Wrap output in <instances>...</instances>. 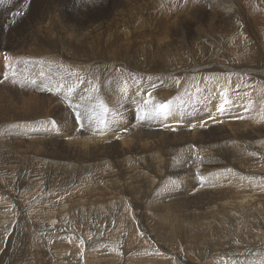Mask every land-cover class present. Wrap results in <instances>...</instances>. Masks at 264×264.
Listing matches in <instances>:
<instances>
[{
  "label": "rangeland",
  "instance_id": "rangeland-1",
  "mask_svg": "<svg viewBox=\"0 0 264 264\" xmlns=\"http://www.w3.org/2000/svg\"><path fill=\"white\" fill-rule=\"evenodd\" d=\"M22 1L3 0L4 5H6V11L4 10V13L2 12L0 14V63L4 56L18 53L20 48L27 46L28 43L26 40L30 36L35 38L38 37L37 39L41 36V40L45 39L52 41L55 46H66L65 40L67 38H71L73 41L80 38V43L82 40H85L89 44H91V42H100L99 46H101L100 48L103 51L100 49L99 57L102 58V60H104V58L105 60H110V58L118 59L117 67L119 66L118 68L122 70H119L116 76L121 75L122 77L114 76L109 82H107L108 78H103L104 84L98 87V91L92 88V96L95 94V108L91 107L89 103V99L91 101L93 97L90 98L89 96H85V92L82 90L79 92V90L74 88L67 92L69 95L74 93V96L71 98L73 103L67 101V99L62 96V92H66L65 87L74 83V81L71 82V79L78 78L81 81V77H69L63 80L43 79V65H34V61L37 56H39L37 54L36 58L30 57L25 59L29 64V66H27L29 69L26 68V70L17 71L15 68L21 67V65L15 62L14 64L12 63V67V64L5 63L4 67H2L3 65L0 66V71H5L4 74L1 73L0 75V169L5 167L10 174V177H4L5 181L3 178H0V186L1 189L5 190L4 186L10 185L6 180L7 178H11L12 180L10 182H12L14 186H22V188H18V192L23 203L24 200L27 199L30 202L29 207H27L29 212L28 215H26L25 209L23 210L22 207H20L22 203H19V206L16 205L14 195L5 193V197H3L4 195L0 194V207L2 206V208H0V213L3 211V214H6L7 218L9 217L8 221L7 219H0V245L3 244L0 246L2 247V249H0V264H11L12 261H21L19 264H32L31 261L39 262V264H107L108 262L110 264H264V152L260 153L256 149L252 152L243 148L239 142H236V148H226L225 150L216 149L220 156L216 158L214 165L203 162L199 163L197 157L191 158L193 160L177 158L176 162L179 160L181 165L186 166H184L185 169L166 175L167 179L165 178L163 182V180L156 181L155 172L145 170L143 166L138 164V161L132 155H129L132 158L127 159V166L112 165V168L108 171L102 169L106 168L105 165L97 166L96 168L101 171L99 175L93 171L91 167L92 163L89 161L86 152L79 148V145L77 146V144L85 143V147H97L99 150H102L104 146H106L104 151H109L110 149L108 150L107 147L110 145L113 147L119 144L123 145L124 143L129 144L133 142V139L139 138L138 140H142L141 137L144 139L145 135L152 134L153 132L154 134H167L169 132V136H172L171 133L174 135L198 136L204 133L217 131L220 127L231 126L230 128H235L234 130H238L239 132L248 131L250 133H255L260 131V135H255V143L264 147V121H260L263 118H260V120L250 117L246 118L248 112L246 109L248 108L244 109L240 103L237 104L236 99L232 97L226 88L221 90L217 88L215 93L205 94L203 97L193 95L188 97L187 100L181 98L173 100L170 96L163 103L166 107L161 109L159 106L157 107L158 104L156 106L154 105L150 97L158 89L164 88L162 79L160 78V80L159 77H149V75L144 76L141 73L133 72L134 70L152 71L154 75H162V73L155 72L161 67L160 65L162 63L161 55L157 52L160 48L155 47V45L162 43L167 44V42L172 39L174 40L172 48H175L178 44L185 43V39L187 40L186 35L196 33L202 26L204 27L203 30L207 32L210 31L211 33V31H214V33L212 32L215 34L213 35L215 36L214 38H219L217 33H220L223 28L231 27L234 24H241V28L251 27V17L255 14H257L255 17L264 20V0H236V2L234 0H206V5L205 0H197L199 2L198 4L194 3V0H168L166 3H164L163 0H130L131 2L129 1V3L117 1L116 6L112 8H108L105 0H70L72 7L68 9V11L73 16L71 20L61 19V15L58 14L57 8L51 4V0ZM44 4L49 7L48 10L44 9ZM15 6L18 7L15 8ZM60 7L64 9L63 5ZM253 8L258 13L254 12L253 14ZM50 12H52L53 18L48 19ZM206 12L212 14L222 13L228 18L226 21L223 20L224 22L216 19L214 24H202L201 19L207 16ZM66 13L67 11H64V14ZM246 14L248 16H245ZM25 18L29 19V23H31L28 28L22 29L25 24ZM246 18H248V20ZM103 19H106V21L100 22ZM248 22L250 23L248 24ZM85 23L91 26L101 24L100 27H105L103 39L94 38L93 33L87 35L77 34L79 31L77 28L84 29ZM3 24L7 26L4 27ZM215 24H218V27ZM244 24L245 27H243ZM61 25L64 26L63 30L60 29ZM208 26H212L211 28H215L216 30H212ZM35 33L38 34L34 35ZM249 38L254 41L255 35L253 32H251ZM9 40L16 42L17 46L7 45L6 41ZM59 52L58 47L57 53ZM31 62H33V64ZM121 63L125 68L123 66L121 67ZM189 64V66H191L190 68L202 67L200 63L194 64L190 62ZM9 66L11 69L14 67V70L12 69L9 71L6 69L7 67L9 68ZM128 66L133 67V69H129V71L132 70L133 74L132 72L129 74L127 73L128 69L126 68H128ZM228 72L230 71L225 73ZM134 73L137 76L134 75ZM195 73L206 75L204 71ZM56 74L61 77V70L59 69ZM208 74L218 75V72ZM130 77L131 79L129 80ZM230 77L231 76H226V79L230 81V83H234L235 80L238 79L236 77ZM15 78H17L16 81ZM258 79L262 80V83ZM152 80L158 82L150 87L149 82ZM128 81L129 84H127ZM255 82V86L257 82L263 85V89L261 88L258 90L261 95L260 93L258 94L259 101L264 107V102H261L264 100V94L261 92V90L264 91V80L256 78ZM81 83L78 84L80 88L82 86ZM107 83L109 84L107 85ZM50 84L52 85L50 86ZM112 85L115 86L113 87ZM55 86L58 90L55 89ZM108 86L110 88H108ZM99 88L101 92H99ZM102 90L105 91V93H103ZM131 90L134 94L140 95L142 99L136 100L133 98L129 100V102L128 100L125 102V97L132 95ZM241 90L239 94L242 92ZM183 92V90L182 92L179 90V94ZM107 95L113 97L117 102V108H114L112 104L108 102ZM43 98L52 101L57 110L62 112L65 119H68L74 124V128L69 130V132H62V130L64 131V127H61V121L49 114L47 109H44L46 100ZM56 98L59 99L57 100ZM203 98L210 99L213 102L216 100L217 103L221 101L226 104L212 105V109L209 110L213 116H215L206 117L204 120L199 119V121L195 123L191 120L192 118H195L197 115L202 117L206 116L205 101L207 104L211 103L209 100L208 102L207 100L203 101ZM130 101H132V103ZM172 101L175 102L172 103ZM61 104L66 106H63V108ZM81 104L87 105L96 112L95 115L90 118L91 120L88 121L92 123L91 126L94 127L93 129L100 127L104 129V134L112 133V137L103 136L102 133L96 132L98 130L92 132L79 125L80 122L84 121L80 115L83 113L84 107ZM65 107L68 111H65ZM255 107L257 108V106ZM222 108H225V112ZM172 110L179 114L178 116L180 118L177 121L158 126L153 121L145 120L146 118H161L160 115L165 114L166 111ZM128 114H132V118H134L131 119L130 123L133 122L134 126L136 124L139 126L134 127L133 124H131L130 128V124L128 123L126 125H129V127H125L121 115L125 117ZM259 114L260 112L257 113V117ZM261 115L264 117V114H260V116ZM43 117H46L52 123L43 122ZM168 118L169 117H164L165 120ZM246 119H248V121ZM143 121H145V123ZM168 121L173 120L171 119ZM38 122L41 124L43 134L45 135L48 134L49 129L43 128V123H49V127L53 129L51 132L56 136H63V133L67 136L66 138L64 137L65 140L62 138L56 139L57 143L66 144V141L68 145L63 149L57 147L52 150L53 159L46 158V161H50V164L43 163V156L38 153L43 152V150L51 151L43 147L38 140H35L37 137L32 132H36V130L38 131L39 129H31L32 136L20 130L21 128L25 130L26 124H37ZM254 122L256 123L254 124ZM116 123H122L124 125L118 128L116 127ZM193 124L195 126H193ZM91 126L89 127L91 128ZM246 126H248V128ZM17 127H19V129ZM236 127L239 129H236ZM240 128L242 129L240 130ZM146 129L149 131L148 133ZM180 129L182 131H180ZM135 130L143 136L140 134L141 137H139V134H137ZM189 131L194 133H189ZM134 132H136L135 135ZM195 132H197V134ZM128 133L132 136L128 135ZM136 134L138 136H136ZM72 135L73 137H71ZM68 137L70 139L73 138V144L71 140L67 141L69 139ZM80 137H83V140ZM84 137L87 139L85 140ZM233 137L244 140V137L239 135H233ZM128 138H131L130 141ZM198 138L193 140L195 146H198V144L202 145L199 143L200 141ZM77 140L79 142H77ZM195 146L191 147L189 150L192 152L194 151L193 154L190 152V155H196L198 150H201L203 153L202 158L207 156V153L204 154L206 148L199 149L197 147L195 148ZM101 147L102 149H100ZM158 156L164 164L168 163L167 150L160 151ZM210 159L215 161L212 156H210ZM138 165L143 173V179L141 182H138L137 185H132L128 178L130 175H125V173L121 171H129L130 169L135 170L138 168ZM21 166L24 167L21 168ZM193 167L195 168L193 169ZM88 170H91V172L87 173ZM188 170H190L191 173ZM185 171L187 173H185ZM256 171L258 172L257 177L254 176L256 175ZM144 172L146 175H144ZM218 172L227 174L222 183L210 186L203 185V181L207 176L211 177V175ZM102 173L103 175L101 176ZM157 173H160V170H158ZM110 174H113V177H111L113 181H109L108 176H110ZM186 174H190L189 177H182V175ZM170 175L173 176L171 177ZM181 177L183 181L180 179ZM192 177L202 178V181L198 182L199 185L195 183L194 188L191 189L193 194H189L190 191H185V189L188 190L192 186L186 183V180L188 181L189 179L187 178L191 179ZM165 181L167 182L165 183ZM251 181L257 182L256 186H250L245 183L251 184ZM185 183L188 184V186L185 185ZM175 184L181 189L175 186ZM47 187L52 188L54 192L49 198L48 191L45 189ZM31 192H35L34 198H27L32 195ZM152 203H155L156 207H152ZM134 205H136V207H134ZM167 210L174 215L171 219L165 216ZM201 212H203V214ZM3 214H0V216ZM11 218H14L15 221H10ZM119 219L124 222L126 220L130 223L129 226L131 225L134 228L139 237L136 243L143 241L146 244L140 246L134 243V246L136 245L137 248L130 246L131 249L128 247L130 252L129 250H124L122 247L124 239L123 234H127L128 228L126 230L124 229L125 223H123V225L117 224ZM174 219L181 221V226H178L177 235H172L169 231V225ZM159 221H166L168 228V233H165L166 236L165 234L158 235L154 230V227L158 225L157 223ZM9 224H12L13 228L15 227L14 225L18 224L16 228L19 231V236H14L11 233L6 237L3 236L5 228L8 227ZM118 225L120 227L123 226L125 232L120 228L118 229ZM199 226L203 228L208 227L206 231H209L206 232L200 229L201 232H197V235L191 233L193 228L199 229ZM116 229L121 230L123 234H115L112 239H109V233L111 231H116ZM252 235L256 236L257 239H263L262 244L258 248L252 245L251 239L254 238ZM246 238H250V240L246 241ZM11 239L15 240L14 245H17L20 249L23 258L18 255L13 257L11 252V256H9L8 259L7 257L5 258L8 248L7 245H9L7 242H10ZM31 239L35 240L39 245V250L36 252L39 259L36 257L28 261L24 259V257L28 251H31L29 246V241ZM159 244L161 246H159ZM142 247L145 249L141 250L142 252H137V249L139 250ZM126 251L131 254H127ZM31 252H33V250ZM126 254L131 259H129ZM68 259H71V261H67Z\"/></svg>",
  "mask_w": 264,
  "mask_h": 264
},
{
  "label": "bare ground",
  "instance_id": "bare-ground-1",
  "mask_svg": "<svg viewBox=\"0 0 264 264\" xmlns=\"http://www.w3.org/2000/svg\"><path fill=\"white\" fill-rule=\"evenodd\" d=\"M117 1L124 2V3H129L130 0H105L106 4L108 5V8H112V7L116 6V2ZM167 1L168 0H163L164 3H166ZM198 1H200V0H198ZM198 1L197 0H194V3L198 4L199 3ZM234 1L236 2V0H234ZM22 2H21V4H22ZM238 3H242V2H238ZM260 3H262V2H260ZM51 4L55 8H57V12H58L59 15H61L60 16L61 19H65V20H71V19H73L72 14L69 13V11H68V9H71V7H72L70 0H51ZM206 4L207 3H206V0H205V5ZM258 4H259V1H258ZM61 5H63L64 9L60 7ZM251 5H253V4H251ZM5 6L6 5H4L3 0H0V10H1L0 14L5 10ZM19 6H21V5H19ZM230 6H232V5H230ZM17 7L15 6V8H17ZM234 7H235V5H234ZM252 7H254V6H252ZM13 8H12V10H13ZM263 8H264V6H263ZM44 9L45 10H48L49 7L46 4H44ZM164 9H165V6H164ZM188 10H191V9H188ZM244 10H246V9H244ZM14 11H15V9H14ZM64 11H67V13L64 14ZM254 12H256L255 9L253 11V14H254ZM12 13H13V11H12ZM245 13H246V11H245ZM248 13H250V12H248ZM256 13H258V12H256ZM206 15L207 16H204L201 19L202 24H205V23H211V24L213 23L214 24V22H216V19H218L220 21H223V20L226 21V19L228 18L227 16H224L225 14L223 15L222 13H217V14H214L213 13L212 14V13H207L206 12ZM236 15H237V13H236ZM245 16H248V15L246 14ZM255 16H257V14H255V15H253L251 17V22H252L251 23L252 24L251 27L246 28L245 27V24L246 23L243 26L245 28H241L240 27L241 24H239V23L234 24L231 27L229 26V27L223 28L221 30V32L219 30L220 33H217V35H218L219 38H214L215 37V36H213V35H215V34H213L214 31H211V33H210V31L207 32L206 30H203L204 27L202 26V27H200V29H198V31L196 33H192V34L186 35L187 36V40L185 39V43L178 44V46L175 47V48H172L173 47V42H174V40H172V39H170L167 42V44L162 43V44L155 45V47H159L160 48L157 52H159V54L161 55V58H162V63L160 65L161 67H159V69L156 70L155 72H159L160 74L162 73V75H154L152 71H139V70H134L133 71L135 73H141L144 76L145 75H149V77L150 76L151 77L153 76V77H159V79L160 78L162 79L164 88L163 89H158V90L156 89L157 91L155 93H153L151 95V97H150V99L154 102V105L156 106L158 104L157 105V107H158L159 105L163 104L164 101L166 99H168L170 96L173 98V100L174 99H177V98H181V99H186L187 100L188 97H191L193 95L199 96V97H203L205 94H213V93H215L217 91V88H219L220 90L226 88L227 91L232 95V97H234L236 99V103L237 104L240 103V105H242L244 107V109L245 108H248V109H246V110H248V112L246 114V118L247 117H250V118H254V119H258V120H260V118H263L260 121H264V117H262V115L260 116V114H264V107H263V105L259 101V94H258V93H260L258 90H260L261 88L263 89V85L260 84V82L262 80H259L258 79L260 82H257V84L255 86V83H256L255 82V79L256 78H260V79H263L264 80V20L260 19L259 17H255ZM7 18H8V16H7ZM51 18H53L52 12H50L49 13V16H48V19H51ZM200 18H201V15H200ZM230 18H231V16H230ZM246 19L248 20V18H246ZM228 20H231V19H228ZM29 21H30L29 19L25 18V24L23 25L22 29L28 28V26L31 23V22L29 23ZM103 21H106V19H103L100 22H103ZM249 23L250 22H248V24ZM5 26H7V25H4V27ZM90 26L91 25L85 23V28L84 29L77 28L79 30L77 32V34H79V35L80 34L87 35V34H92L93 33L94 34V38L103 39V35H104V32H105L104 31L105 27L104 28L103 27H100L101 24L96 25V26H91L92 28ZM216 26L218 27V24ZM208 27H210V26H208ZM211 27H210V29H212ZM15 29H14V31H15ZM60 29L63 30L64 29V26L61 25ZM213 29H215V28H213ZM242 29H244V30H242ZM109 32H110V30H109ZM251 32H253L254 35H255L254 41H252L251 38H249L250 35H251ZM36 34H38V33H35L34 35H36ZM72 34H74V33H72ZM110 36H111V33H110ZM37 38H35L33 36H30L26 40L27 43H28L27 46H24V47L20 48V51L18 53H13V54H9V55L4 56L2 58V60H1L0 66L3 65L2 67H4V63L5 64H12V63L14 64V62H15V63H19L21 65V67H17V65H16L17 68H15V69H17V71L26 70V68L29 69L27 67V66H29V64L25 61V59L30 58V57H35L36 58V56L39 55L36 58V60L39 61V62H37L35 60L36 62L34 61V65H43V68H42L43 69V71H42L43 72V74H42L43 75V79H53V80H59V79H61V80H63L65 78L67 79L69 77H81V81L78 78H72L71 79V82L74 81V83L72 85H69V86L67 85L65 87L66 92H64V91L62 92V96L65 97L67 99V101H69V102H72L73 103V101L71 100V98L74 96V93L71 94V95H69V94H67V92H69V91H71V90H73L75 88V89L79 90V92H81V90L84 91L85 92V94H84L85 96H89L90 98L93 97V99L91 101L89 99V103H90V106L91 107H95V94L93 93L94 96H92V94H91L92 93V90H93L92 88H95L96 91H98V87H100V86H102L104 84L103 83V78H106V79L108 78L107 82H109V81H111L112 77H114V76H116L118 74V71L119 70H122L121 68H118L119 66L117 67V64H118L117 63V60L118 59H116V58L111 59L110 56H109L110 60H105V58H104V60H102V58L99 57L100 56L99 51L101 49L100 48L101 46H99V43H100L99 41H98L99 43H97V42L96 43L91 42V44H89L85 40H82L81 43H80V40H81L80 38L75 39V41H77V42L73 41L71 38H67L65 40L66 46H58V45L55 46L52 43V41L45 40V39L41 40V36H39V39H37ZM247 38H249V39H247ZM183 41H184V38H183ZM6 44L7 45H12V46H17V43L14 42L13 40L6 41ZM58 47H59V51H60L59 53H57ZM118 51H117V53H118ZM203 55H205V56H203ZM119 56L121 57L120 54H119ZM102 57H103V55H102ZM121 59H122V57H121ZM190 62H192L194 64L200 63L202 67L190 68L191 67V66H189L190 65L189 63ZM31 63L33 64V62H31ZM13 64L11 65V67L13 66ZM122 66H123V64L121 65V67ZM11 67L9 66V68L7 67L6 69H8L9 71H11L14 68L13 67L11 69ZM37 69H39V68H37ZM59 69L61 70V77L58 74H56V72H58ZM126 69H128V72L127 73L129 74V73L132 72V70L129 71V69H133V67L132 66H128V68H126ZM200 71H202V72L204 71L206 73V75H200V74H196L195 73V72H200ZM227 71H230V72L225 73ZM133 72H132V74H133ZM213 72H215V73L218 72V75L208 74V73H213ZM1 73L4 74L5 71L4 70L2 72L0 71V75H1ZM135 73H134V75H136ZM11 74H12V72H11ZM12 75L14 76V74H12ZM118 76H121V75H118ZM118 76H116V77H118ZM129 76H131V75H129ZM226 76L236 77L238 79L235 80L234 83H232V82L230 83V81H228L226 79ZM208 78H211V79H208ZM16 79L17 78H15V81H16ZM130 79H131V77L129 78V80ZM141 79H143V78H141ZM240 79H242V80H240ZM46 82H47V80H46ZM157 82L158 81L152 80V81L149 82V86L151 87V85L156 84ZM80 83L82 84L81 88H80V86H78V84H80ZM120 83H121V81H120ZM108 84L109 83H107V85ZM127 84H129V81L127 82ZM51 85L52 84H50V86ZM112 86L114 87L115 85H112ZM141 86H143V85H141ZM254 86H255V88H254ZM108 88H110V87L108 86ZM115 88H117V87H115ZM55 89L58 90V88L56 86H55ZM106 89H107V87H106ZM118 89H119V87H118ZM132 90H131V92H132ZM179 90L181 92L183 90L184 92L182 94H179ZM240 90L242 92H240V94H239V91ZM99 92H101L100 88H99ZM102 92L105 93V91H103V90H102ZM261 92L264 94V91L261 90ZM96 93H98V92H96ZM131 94H132L131 96L125 97V99H126L125 102L127 100L129 102V100H131L133 98L136 99V100H141L142 99L141 96L138 95V94H134L133 92ZM33 95H35V94H33ZM121 95H120V97H121ZM260 95H261V93H260ZM50 97H52V96H50ZM96 97H97V95H96ZM38 98H40V97H38ZM43 99L46 100V105H45L44 109H47V111H48L49 114H51L53 117H55L56 119H59L61 121V127H64V131L62 130V132H67V131L69 132V130H71V129L74 128V124H72L71 121H69L68 119H65V117L62 115V112L60 110H59L60 111V113H59V111L57 110L56 106L53 105L54 103H52V101H50V100H48L46 98H43ZM107 100H108V102H110V104H112V106L114 108H117V102L113 99V97H110L109 95H107ZM118 100H120V99H118ZM205 100H207V102L209 100L211 103L209 102L210 104H207ZM203 101H205V106H206L205 112H206V116H203L202 117L200 115H197L195 118H192L191 120L193 122H195V123H197L196 121H199V119L204 120V118H206V117H214L215 116V115L213 116V114L209 110V109H212V107H211L212 105H214V104H219V105L226 104V103H222L221 101L219 103H217L216 100H215V102H213L210 99H205V98H203ZM60 102H61V100H60ZM130 102L132 103V101H130ZM174 102L172 101V103H174ZM261 102H264V100L261 101ZM81 105L84 106V107H83V113L80 114V115H81V117H82V119L84 121L80 122L79 125L82 126V127H84V128H86V129H88V130H90V131H92V132H94V130L95 131L98 130L96 132L102 133L103 136L106 135V136H111L112 137L113 134L111 132L110 133L112 135L111 134H104V132H103L104 129H102L100 127L93 129L94 127L91 126L92 123H89L88 121L91 120L90 118H92L95 115L96 112L92 108L88 107L85 104H81ZM63 106H66V105H62V107ZM132 106H134V105H132ZM255 106H257V108ZM66 110L67 109L65 107V111ZM219 110H220V108H219ZM213 111H215V110H213ZM224 112H225V110H224ZM259 112H260V114L257 117V113H259ZM120 113H122V112H120ZM132 113H134V112H132ZM64 115H66V114H64ZM178 115L179 114L173 112V110H172V111H166L165 114L160 115L161 118H159V117L158 118H146L145 120H147V121H153L158 126H161L162 124H166V123H170V122L177 121L180 118ZM98 116H99V114H98ZM121 116H122L121 119H122V121L125 124V127L127 126L126 124H128V123L130 124V128H131V124H133V126H134V123L133 122L130 123L131 119H134V118H132V114H128L125 117H123V115H121ZM133 116H134V114H133ZM220 116H221V114H220ZM237 116H235V117H237ZM240 116H241V114H240ZM164 117H169V118L167 120H165ZM228 118H230V117H228ZM171 119L173 121H168V120H171ZM243 119H245V118H243ZM186 120H188V119H186ZM246 120L248 121V119H246ZM224 121H226V120H224ZM43 122L52 123L46 117H43ZM143 122L145 123V121H143ZM49 123H43V128H48L49 129L48 134H46V135L43 134V130H42L41 124H39V122L37 124H26L25 130L22 129V128L20 129V130H22L24 132L29 133L30 135L33 133L37 138H39V139L35 138V140H38V142L43 147L51 150V151L43 150V152H38L39 155L43 156V163H47V164H50V161H46V158L47 159H53V153H52V150L53 149H56L57 147L63 149L64 147H66L68 145L67 144L68 142H66V141H65L66 144L57 143L56 139L62 138V139L65 140V138L67 136H65L64 133H63V136L62 135L56 136L53 132H51L53 129H51L49 127ZM255 123L256 122H254V124ZM124 124H122V123L121 124L116 123V127L120 128L121 125H124ZM251 124H253V123H251ZM140 125H142V124H140ZM219 125H220V123H219ZM89 126H91V128ZM135 126H139V125L136 124ZM193 126H195V125L193 124ZM221 126H222V124H221ZM10 127H13V126H10ZM128 127H129V125L127 126V128ZM134 127H133V130H134ZM230 127L229 126L228 127L227 126L220 127V129L217 130V131H213V132H209V133H204V134H201V135H198V136H195V135L194 136H192V135L185 136V135H176V134L174 135L172 133H171L172 136H169L168 135L169 132L167 134H154V132H153L152 134H147L149 136L145 135V138L144 139H143V137L140 136L141 133H138V131H136L138 129L137 128L135 131L137 132V134H139V137L142 138V140L140 139L141 141L138 140L139 138L137 137L138 139H133L132 140L133 142H131L129 144H125L124 143L125 145L124 144L123 145H120L118 143L119 145H116V146H113V147H111L112 145H110L109 147H107L108 150L110 149L109 151H104V148L106 146H104L103 149L101 147L100 149H102V150L97 149V147L91 148L89 145H88L89 147H85V143L84 144H81V143L80 144H77V146L79 145L78 147L81 148V149H83L86 152V154L88 155L89 161L92 163L91 167H92L93 171H95L99 175H100L101 171L96 168L97 166H99V165H105L106 168H102L104 171L110 170L112 168V165H116V166H127V164H128V160L127 159L132 158L131 156H129V155H132V156H134L136 158V160L138 161V164L141 165V166H143V168L145 170H149V171L151 170V172H155V174H156V181L157 180H163V182H164V179L166 178V175H169L170 173L172 174V172L174 173V172L182 171V170L185 169L186 166L185 165H181L180 162H179V160L176 162L177 158H181V159L184 158V159H188L189 160L191 158L197 157L199 159V161H198L199 163L200 162H203V163H206V164L207 163H210V164H213L214 165V163L216 162V158L220 156L219 152L216 149H224L225 150L226 148H231V149L232 148H236V142H239L242 145L243 148H246L247 150H250L252 152L255 149L258 152H260V153H263L264 152V147H262L258 143H255V135L261 133L260 131L259 132H255V133L254 132L250 133L248 131H240L239 132L238 130H234L235 128L232 129ZM246 127L248 128V126H246ZM17 128L19 129V127H17ZM33 128H38L39 130L38 131L36 130V132H34V131L32 132L31 129H33ZM145 128H147V127H145ZM254 128H255V125H254ZM141 129H142V127H141ZM198 129H200V128H198ZM236 129H239V128L236 127ZM241 129L242 128H240V130ZM143 130H145V129H143ZM164 130H166V129H164ZM246 130H249V129H246ZM5 131H3V132H5ZM146 131H147V129H146ZM180 131H182V130L180 129ZM187 131H188V129H187ZM192 131H194V130H192ZM192 131H189V133L192 132ZM205 131H206V129H205ZM76 132H77V130H76ZM136 132H134V135H135ZM148 132L149 131H147V133ZM164 132H160V133H164ZM130 133H128V135H130ZM192 133H194V132H192ZM195 133L197 134V132H195ZM137 134H136V136H138ZM179 134H180V132H179ZM233 135L242 136V137H244V140H241L239 138L233 137ZM130 136H132V135H130ZM69 137H70V135H69ZM71 137H73V135ZM80 138L83 140V137H80ZM195 138L196 139L198 138V140L200 141L199 143H201L202 145H199L198 144V146H195V144L193 143V140H195ZM72 139L69 138L67 141L71 140V142L73 144ZM84 139L86 140L87 138L84 137ZM130 139H129V141H130ZM75 141H74V144H75ZM77 142H79V141L77 140ZM123 142H125V141H123ZM86 144H89V143H86ZM110 144H111V142H110ZM166 145H167V147H166ZM194 146H195V148L197 147L199 149L200 148H203V149L206 148L205 149V152L203 150L202 151L204 152V154L207 153L206 154L207 156L204 155L205 157L202 158L203 157V153L201 152V150H198V152L196 153V155H190L191 154L190 152H192V151H189V150L191 149V147H194ZM165 150L168 151V158H167L168 163L167 164H164L163 161L161 160V158L158 156V154L160 153V151H165ZM193 152H192V154H193ZM209 155L212 156L215 159V161L211 160ZM106 160H108V161H106ZM191 160H193V159H191ZM194 160H196V159H194ZM187 162H189V161H187ZM38 164H42V163H38ZM139 165L137 166L138 168L135 169V170H131L130 169L131 171L130 170L129 171H121V172H124L125 175L126 174L127 175H130L128 178H129L130 183L132 185H137V183L138 182H141L142 179H143V177H142V174L143 173H142ZM194 166H196V165H194ZM22 167H24V166H21V168ZM194 168L195 167H193V169ZM158 170H160V173H157ZM188 171H190V170H188ZM90 172H91V170H88L87 171V173H90ZM185 173H187V172L185 171ZM185 173H182V174H185ZM190 173H191V171H190ZM255 173H256V175H254V176L257 177L258 172L256 171ZM102 175H103V173L101 174V176ZM144 175H146L145 172H144ZM189 175L188 174L182 175V177L183 176L189 177ZM5 176L6 177H10V174L7 172V169H5V167H4V168H1L0 169V178H3V180L5 181V178H4ZM170 176L172 177L173 175H170ZM226 176H227V174H225L223 172H218L216 174H213V175H211V177L207 176L204 179V181H203V185L204 186H210V185L220 184V183H222L225 180V177ZM111 177H113V174H110V176H108L109 181H113L111 179ZM182 177L180 178L181 180H182ZM147 178H146V180H147ZM187 179H189V180L188 181L186 180V183H188V184H190L192 186L188 190L185 189V191H188V192L189 191L191 192V189L194 188L195 183L197 185H199L198 182L202 181V178H199V177H197V178L196 177H194V178L192 177L191 179L190 178H187ZM11 180H12L11 178H7L6 182H9L10 185H5L4 186L5 190L1 189V186H0V194L4 195L3 197H5V193L14 195V200L16 201L15 202L16 205L19 206V203H22V206H20V207H22L23 210L25 209L26 215H28L29 210L27 209V207H29L30 202L27 199V200H24V203H23L22 198L19 196V192H18V188H22V186H19V185L14 186L12 184V182H10ZM170 180H171V178H170ZM166 182L167 181H165V183ZM186 183H185V185L188 186V184H186ZM245 183L247 185H250V186H253V185L256 186V184H257V182H253V181H251V184H248L247 182H245ZM175 186H177V185L175 184ZM151 187H152V185H151ZM166 187H167V185H166ZM178 188H180V187H178ZM45 189H46V191H48V198L51 197L54 194L52 188L47 187ZM148 191H151V190H148ZM196 191H199V190H196ZM190 192H189V194H193V192H191V193ZM31 193H32V195L30 194L31 196H28L27 198H34L35 192H31ZM50 193H51V195H50ZM28 195H29V193H28ZM3 197H2V200H3ZM25 198H26V196H25ZM151 206L152 207L153 206L156 207V204L155 203H152ZM134 207H136V205H134ZM0 208H2V206ZM179 212H180V210H179ZM187 213H188V211H187ZM191 213H192V211H191ZM193 213H194V211H193ZM201 213L203 214V212H201ZM0 214H3V211ZM184 214H185V212H184ZM123 215H125V214H123ZM192 215H195V214H192ZM165 216L171 219V217L174 216V215L169 210H167L166 213H165ZM199 216H201V215H199ZM0 219H7V221H8L9 217L7 218V215L6 214H3V215L0 216ZM19 219H20V217H19ZM206 219H207V217H206ZM10 221H15V220H14V218H11ZM123 223L126 224V225H124V227H125L124 229L126 230L128 228L127 234H123L122 231H121V230H124L123 229V226L120 227L118 225V229L120 228L121 230H117L116 229V231H111L109 233V239H112L115 236V234H117V235L123 234L124 239H123V243H122L123 246L122 247H123L124 250H129V252H130V249H131L130 246L133 247L134 246V243H136V241H138V238L139 237H138L137 233L135 232L134 228L131 225L129 226L130 223L127 222L126 220L124 222V221H122V220L119 219V221H118L117 224H122L123 225ZM157 224L158 225H156L154 227V230L156 231V234L161 235V234H165L168 231V228H167V225H166V221H159ZM17 225L18 224L14 225L15 227L13 228L12 227V224H9V226L5 228V231H4V235L3 236L6 237V236L9 235V233H11L14 236H19V231L16 228ZM178 226H181V221L180 220H177V219H174L172 221V223L169 225V231H170V233L172 235H177ZM205 226H206V224H205ZM207 228L206 227L203 228L202 226H199V229H194L193 228L191 230V233L197 235V232H201V230L206 231ZM125 230H124V232H125ZM207 231H209V230H207ZM165 236H166V234H165ZM252 236L254 237V238L251 239L252 240V245L254 247H257L258 248L262 244L263 239H257L256 236H254V235H252ZM243 239H244V237H243ZM220 240H221V238H220ZM248 240H250V238H246V241H248ZM241 242H243V241H241ZM7 243H9V245H7L8 248H7V252L5 254V258L7 257V259H8V257L11 256L10 252L13 254V257L18 255V256H20V257L23 258V255H21L20 249L17 247V245H14L15 244V240L14 239H11L10 242H7ZM136 244L142 246V245H145L146 243L143 242V241H141L140 243H136ZM2 245L3 244H1L0 246H2ZM170 245H173V244H170ZM29 246H30L31 251L33 250V252L28 251L26 253V256L24 257V259H26L28 261H30V260H32V259H34L36 257L39 259V256L36 253L39 250L38 243L35 240L31 239L29 241ZM159 246H161V245L159 244ZM134 247L137 248L136 245ZM172 248H173V246H172ZM0 249H2V247H0ZM143 249H145V248L142 247L139 250L137 249V252H142L141 250H143ZM168 249H169V247H168ZM170 251H171V249H170ZM129 252H127V254ZM131 252H132V250H131ZM179 253H180V250H179ZM129 254H131V253H129ZM132 254H134V253H132ZM0 256H1V254H0ZM175 256L179 257L178 255H175ZM132 258H133V256H132ZM129 259H131V258L129 257ZM10 261H12V260H10ZM67 261H71V259L70 260L68 259ZM20 262L21 261H17V262H13L12 261L11 264H19ZM31 262H32V264H39V262H33V261H31ZM107 264H110V263L108 262ZM114 264H116V263H114Z\"/></svg>",
  "mask_w": 264,
  "mask_h": 264
},
{
  "label": "snow or ice",
  "instance_id": "snow-or-ice-1",
  "mask_svg": "<svg viewBox=\"0 0 264 264\" xmlns=\"http://www.w3.org/2000/svg\"><path fill=\"white\" fill-rule=\"evenodd\" d=\"M159 107H160L161 109H163V108L166 107V105L161 104V105H159Z\"/></svg>",
  "mask_w": 264,
  "mask_h": 264
}]
</instances>
